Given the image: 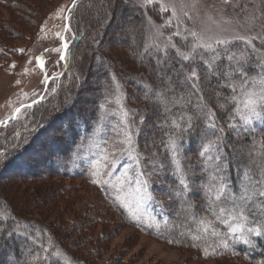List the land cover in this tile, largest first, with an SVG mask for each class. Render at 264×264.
<instances>
[{
  "label": "trees",
  "instance_id": "obj_1",
  "mask_svg": "<svg viewBox=\"0 0 264 264\" xmlns=\"http://www.w3.org/2000/svg\"><path fill=\"white\" fill-rule=\"evenodd\" d=\"M83 2L88 3L82 4ZM103 2L104 0H79L76 3L75 24L79 23V26H77L78 28L75 27L77 30L73 31L72 38L74 40L69 45L66 63L68 69L66 74L69 76L73 72L71 66L74 54H76L82 41H84L86 54L95 53V55L100 56L99 65L103 67L102 88L106 90L102 91L101 88V91L96 92L99 94L93 97V101L98 102L99 106L96 109L94 107L93 112L80 115V111L75 108L74 101L68 104L65 102L61 108L58 104L53 116H55V121L62 120L65 125L60 128L56 127L61 134L55 133L56 136H52L53 133H50L51 130L47 128V125H51L52 128L54 122L51 124L49 121L39 126V128L37 127L38 130L37 128H35L36 130L33 129L27 139L31 148V144L37 140L39 141L41 136L43 137L42 134L47 133L48 135L50 133L49 143L51 145H47L45 149L16 148L11 152L9 151L8 157H5L6 154L1 155V153H7V151L0 149V174L13 171L14 173H27L28 176L35 177L47 170L68 178H91L94 174L93 163L96 159H99L100 151L98 147L102 143L101 140L104 134L109 129L104 123L105 118L109 115L114 120L113 124H116V127L119 128L120 125L115 118L122 116V111L117 108L121 103L123 108L128 110V116L131 115L129 120L132 123V130H134V133L131 132L132 135L129 133L132 140V151L130 155L125 151L119 152L115 155L116 160L113 162L110 159L108 163L111 164L112 169L116 163L115 175L125 166L127 180L133 185L136 184L135 179L139 172L148 173L147 177L141 179H148L149 183L145 186L146 190L151 192L155 199L151 201L144 200L147 203V217L141 219L139 223L128 209L120 204L116 195L111 194V196L108 191L104 196L107 202L118 209L127 222L139 225L147 231L164 238L189 243L187 246L197 247L204 253L208 252L212 257L229 256L237 253L243 254L249 260H264V238L255 235L248 237L254 241V247L234 242L229 236L227 237L229 247L225 249L221 244V239L225 238L223 234L227 233L228 229L225 224L216 218L218 215H226L220 214L219 209H216L220 202L215 201L213 203L215 208L213 206L211 210L210 206L200 203L203 200L205 203L209 201L208 197L205 196L206 189L202 190L200 186L208 184L211 175L222 177L227 185V191L233 192L238 199L240 185L245 180V173H248L250 180L255 181L260 178L261 172L264 171V121L254 120L250 127L244 129H230L228 127L230 122L241 123L238 117L233 114L236 105L229 99L232 95H239V88H237L236 93H233L229 85H241L243 83L241 77L236 73H232L228 77L212 75L209 71V65L206 63L212 56L210 52L203 53L204 60L197 58L195 61L188 62L182 59L178 60L175 54H169L161 62V66L165 69L168 64H171L174 67H179V71L172 75L169 80L163 76H156L153 70L158 65L155 64L154 55L151 52L147 53L142 48L144 33L141 26L137 27L134 34L130 31L127 32L131 38L133 36L137 39L136 36H138L135 46H130L127 36L123 38L120 33L108 35L109 30L106 27L103 34H101L105 23L109 24L118 13L124 14L130 11L126 0H120L119 3L117 0H105V6ZM127 3L129 2L127 1ZM80 6H85L84 11H79ZM86 19H89L90 24L88 23L85 27ZM135 20L138 22L139 18ZM97 46L99 47L98 50H96ZM218 51L220 52V58L214 62V65L219 64L224 69L230 70V62L225 59L224 48L218 47ZM227 53H235L236 57H244L239 66L247 71L249 78L256 77L259 79L264 76V68H260L264 64V45L259 50L249 47L242 41H237L227 45ZM103 58L105 59L104 64L102 62L104 60L101 61ZM131 62L135 69L129 68ZM189 63L192 64V68H190ZM232 66H236L235 57ZM193 68L200 77L198 81L185 79ZM142 76L148 79L144 82ZM111 77L116 79V83L118 80L124 81V85L123 83L117 84V86H123L122 91L118 92L115 89ZM193 82L198 86L199 92L193 89ZM139 84H142L143 88L145 87L148 91L147 94L139 92ZM247 87L248 89L255 87L258 90L259 84L253 85L249 82ZM119 89L121 90V88ZM100 94L106 95L100 97ZM119 95L121 96L119 97ZM200 96H202V99L199 98ZM180 97H184V101L177 102ZM117 99L119 104L116 103ZM204 104L208 106V109H211L214 116L206 115L207 109L201 110ZM65 105L68 106L65 108ZM197 105L201 107L198 108ZM181 116H184L185 119H179ZM188 118H191V128L187 126ZM210 119L215 120L217 128H224V132L216 131L214 134V131L207 127ZM173 121L179 127H176ZM141 122L142 126H139ZM121 124L125 127L123 122ZM151 124L152 128L150 129ZM120 129L122 128L120 127ZM112 134L114 133L112 132ZM151 136H153L154 142L151 141ZM218 136L220 137L219 141H217ZM173 141L178 146L175 157L172 151ZM210 141H217V146L214 150L210 149L208 154L213 156V161L208 162L210 166L207 171H204L205 165L202 163L204 157H201L199 153L203 150V146L208 145ZM249 143L259 145L258 151L261 154L257 153L258 156L248 155L239 160L237 156L240 152V146L249 145ZM27 150L32 151V154L36 156H26ZM216 156L220 157L218 161L215 160ZM136 157H139V162H137ZM41 159H43L42 162L35 163V160ZM174 159L179 161L191 181L193 191L187 194L185 202L192 207V212L186 207L176 209L177 200L175 199H169L170 207H168V203L166 204L160 199L164 192L170 193L171 188L168 186L175 187L178 183L177 178L173 175L176 169ZM33 160L34 164L30 166L29 163ZM153 162L156 164L154 165ZM218 165L223 166L222 171L214 170V166ZM249 166L253 167L255 172L249 168L247 169ZM152 171L153 173H151ZM150 177L158 179V181L152 184L150 183ZM15 178L13 180H16ZM218 182L213 181L212 183L218 184ZM3 183L0 180V215L5 219V222L0 221V229H2V232H0V264H85L83 261H77L69 250L59 247V241L45 227L35 223L17 222L16 209L18 210V208L14 204L17 203L21 209L30 208L33 205L38 206L37 204L46 200L44 196L43 199L32 200L33 203H27L23 200L16 202V196L13 198L12 195L8 200L2 194L4 190ZM248 186L250 189L253 187L251 183ZM256 187H259V185L257 184ZM107 188L104 187V189ZM143 191L144 189H142ZM164 196L169 198V195ZM212 199L214 200V194H212ZM262 200H264V197H257L255 201L249 202L248 207L253 208L254 203L258 204ZM160 204L163 205V208L159 206ZM229 206L231 205L229 204ZM253 211H256V209L253 208ZM187 217H190L194 222L189 225L187 231L191 233L190 235H187L186 232L181 234L175 223L177 219L185 220ZM249 218L252 219L250 213ZM201 219L207 221V223L200 224ZM257 219H264V217L258 215ZM165 221H167L166 224ZM149 223L153 225L159 223L160 228L157 229L155 226L149 228L147 226ZM256 226L259 225L254 223L248 225V227ZM69 228L67 230L69 232L65 231L66 234L74 231L73 227L70 226ZM205 228H207L206 232L204 231ZM213 229L218 234H213ZM9 231L14 234L7 235ZM194 237L199 238L194 239ZM23 247H26L27 250H23ZM79 255L81 257L82 253ZM35 257H39V259Z\"/></svg>",
  "mask_w": 264,
  "mask_h": 264
},
{
  "label": "rangeland",
  "instance_id": "obj_2",
  "mask_svg": "<svg viewBox=\"0 0 264 264\" xmlns=\"http://www.w3.org/2000/svg\"><path fill=\"white\" fill-rule=\"evenodd\" d=\"M77 2L79 0H0V149L7 151V153H1V155L6 154L5 157H8L9 151L16 148H42L43 150L50 144V133H53L52 136L61 134L57 128L65 125L62 120L55 121V116H53L58 104L61 108L65 102L68 104L74 101L75 108L80 111V115L93 112L94 107L96 109L99 106L98 102L93 101V97L99 94L96 92L101 91L103 83L101 79L103 67L99 65L100 56L95 53L86 54L84 41H82L74 54L71 66L73 72L69 76L66 74L68 55L64 61L56 63L64 52L63 44L67 42L69 46L72 43L74 40L72 38L73 31L77 30L75 27L79 26V23L75 24L74 15ZM117 2L119 3L120 0ZM84 3L88 2L82 4ZM126 4L130 11L124 14L118 13L109 24L105 23L101 34L106 27L109 30L108 35L120 33L123 38L127 36L130 46H135L138 36H136L137 39L133 36L131 38L127 32L130 31L134 34L137 27L141 26L144 33L142 48L145 50L148 46L147 53L151 52L154 55L155 64L158 65L153 72L156 76H163L168 80L179 71V67L166 64L164 69L161 66V62L165 59L164 52H157L153 45L159 44L163 49L168 43L167 38L171 37L172 43L177 48L187 52L193 40L190 36L187 41L182 39V36L187 35L186 30L195 31L209 40L226 38L232 41L228 45L240 41L235 39L239 36H259L261 38L252 41L255 48L260 50L264 45V42L261 41H264V0H227V2L225 0H153L152 4H145V0H126ZM103 5H106L105 0ZM161 5L167 7L168 11H163ZM81 6L79 11L82 12L86 5ZM172 8L176 10V18L172 17ZM184 13H187V16ZM138 18L139 20L136 22L135 19ZM170 19L173 20V23L169 25L166 21ZM149 20L152 23H149ZM88 21L89 19L85 20V27L88 25ZM177 24L181 36L174 35L177 31ZM69 28L70 30H66ZM157 29L161 33L159 36H157ZM56 33L61 35L58 37ZM57 48L61 51H55ZM18 49L25 51L20 53L17 51ZM98 49L97 46L96 50ZM198 51L206 52L202 49H198ZM41 54L46 58V69L50 77L47 83L43 82L44 74L35 62L36 57ZM169 54H175L176 58L181 60L177 56L176 50L171 47L167 48V55ZM29 60L33 62L29 64ZM101 61L103 64L105 63L104 58ZM13 64L15 67H12ZM129 65V68L135 69L132 62ZM189 66L192 68V64L189 63ZM260 68L262 69V67ZM142 79L145 82L148 78L142 76ZM111 80L115 89L118 92L122 91L123 86H117V84L123 83L124 85V81L118 80L116 83V79L113 77ZM139 86L141 89L139 92L147 94L148 91L145 87L143 88L142 84ZM105 90L102 88V91ZM104 95L100 94V97ZM22 105H30V107L21 108ZM120 105L122 104L120 103L117 108L122 111ZM67 106L65 105V108ZM17 108H21L18 115L15 112ZM74 116L73 113L75 119ZM130 117L129 114L127 129L121 124L122 116L115 118L120 125L119 128L113 124L114 120L109 115L105 118L104 123L109 129L98 147L99 159L93 163L96 165L94 173L99 172L100 175L93 174L91 178H68L47 170L35 177L22 172L1 173L0 180L4 182L2 194L8 200L11 195L13 198L16 196V202L23 200L27 203L43 199V196L46 198L44 202L37 204L38 206L33 205L30 208L21 209L17 203L14 204L18 208V210L16 209L17 222L35 223L45 227L59 241V247L69 250L77 261H83L85 264H261V261L264 260H249L243 254L237 253L212 257L208 252L206 254L197 247L187 246L189 243L156 235L139 225L127 222L119 210L107 202L104 197L107 191L116 197L118 195L126 197L129 204L133 205L132 210L141 219L147 217L146 202L143 201L139 207H136L139 196L134 189L138 185H133L127 180L125 166L116 175L114 174L116 163L113 169L104 166L105 156L114 162L115 156L111 154L124 152V148L127 147L123 143L125 131L131 135L134 133ZM49 121L51 124L54 122L52 128L51 125H47V128L51 130L50 133L42 134L43 137L41 136L39 141L34 142L35 144H31L30 148L27 139L31 131ZM71 123L73 124V122ZM139 126H142V122ZM149 128H152V124ZM235 136L238 137L236 134ZM150 139L154 142L153 136ZM259 148L260 146L256 143L241 145L237 158L240 160L248 155L258 156L261 154L258 151ZM27 152L26 156L28 157L36 156L32 154V151L27 150ZM42 161L43 159L35 160V163ZM97 161L100 163L97 164ZM33 164L34 160L29 163L30 166ZM248 168L255 172L253 167L249 166ZM105 172H108L109 175H104ZM117 177H122L127 181L124 184L125 191L123 192H118L117 188L113 187L117 184ZM14 178L16 180H13ZM95 179L109 180L110 183L108 185L95 184L93 183ZM157 181L158 179L150 177V183L154 184ZM104 187L108 188L104 189ZM166 192L163 194L167 196L169 192ZM164 195L160 199L166 204L168 203V207H170L168 202L170 200ZM200 203L210 206L209 201L205 203L203 200ZM237 203H240L238 199ZM18 204L20 205V203ZM213 206L212 204L211 207ZM175 207L176 209L186 207L189 211L192 210V207L185 201L183 203L176 201ZM0 221L5 222L1 215ZM175 223L181 234L185 232L187 235L191 234L187 232L189 225L194 223L190 217L185 220L177 219ZM70 226L74 231L66 234L65 231L69 232L67 230L70 229ZM23 250H27V248L23 247ZM80 253H82L81 257Z\"/></svg>",
  "mask_w": 264,
  "mask_h": 264
},
{
  "label": "snow or ice",
  "instance_id": "obj_3",
  "mask_svg": "<svg viewBox=\"0 0 264 264\" xmlns=\"http://www.w3.org/2000/svg\"><path fill=\"white\" fill-rule=\"evenodd\" d=\"M227 2V0H225ZM153 0H145V4H152ZM144 6V5H142ZM161 9L163 11H168V8L161 5ZM172 11V17L176 18L177 13L175 8L171 9ZM185 16H187V13H184ZM149 23H152L151 20H149ZM167 24H172L173 20L170 19L166 21ZM177 31L174 33L176 36H181V32L179 31V25H176ZM66 30H70L66 29ZM187 31V35L182 36V39L187 41L188 37L190 36L193 40V43H191V46L189 48V51L184 52L181 51L179 48L176 47L174 43H172V38L168 37V43L165 44L164 48L161 49L159 44L153 45L156 49L157 52L163 51L164 56L167 57V48L171 47L176 50L177 56H179L182 60L184 61H195L197 58L200 60H204V55L202 52H199L198 49H202L206 52L212 53V56L210 57L208 63L209 65V71L211 72L212 75H223L225 77L230 76L232 73L238 74L243 83L239 86L230 84L229 86L232 88L233 93L237 92V88H239V95H232L229 99L232 103L236 105V107L233 109V114L235 117H238L239 121L241 123L236 124V123H229L228 127L230 129H244L247 127H250L253 124L254 120H260L264 121V76H261L259 79L256 77L249 78L247 71L240 67V63L242 60H244L243 56L236 57L235 53L228 54L227 53V45L232 43V41L228 39H220V38H214V39H205V37L195 31ZM56 35L59 37L61 34L56 33ZM161 35L159 32V29H157V36ZM261 37H244V36H239L236 37L235 39H238L242 41L243 43L247 44L251 48L255 49V45L253 44V39H257ZM63 39V37H61ZM218 47H223L225 50V59L229 61V69L226 70L224 69L221 65L215 64L214 62L220 58V52L218 51ZM68 44L65 42L63 44V54L60 56L59 60L56 61L57 64H59L60 61H64L66 59L67 53H68ZM148 46H146L145 50L147 51ZM20 53H23L25 50L24 49H18L17 50ZM45 51H48V49H45ZM55 51L60 52L61 50L59 48L55 49ZM235 57V67L232 66V62L234 61ZM33 61L29 60L28 63L31 64ZM36 66L41 69V71L44 74V83H47L50 79L49 74L46 69V58L43 54L40 56L36 57L35 59ZM160 63V61H158ZM214 65V66H213ZM12 67H15V64L12 65ZM264 68V64L261 66ZM27 71V70H26ZM54 78V77H53ZM186 80L188 81H198L200 79L197 71L193 68L185 77ZM251 82L253 85L259 84V89L257 90L255 87L252 89H248V84ZM19 83V82H18ZM193 89L196 92H199V88L196 85L195 82L192 84ZM161 96L163 94H160ZM202 99V96L199 97ZM184 97H180L179 101L177 102H182L184 101ZM190 102V101H189ZM116 103L119 104V100H116ZM23 107H30V105H22L21 108ZM198 108H200V105H197ZM221 107H223L221 105ZM21 108H17L15 110L16 114H20ZM120 108L122 109V116H123V123L125 126V129L128 127V110L123 108V105H120ZM207 109L206 115L208 116H214V113H212L211 109H208V106L204 104L202 106V109ZM168 109L166 108V111ZM179 119L184 120L185 117L181 116ZM173 124H175L176 127H179L178 124L173 121ZM187 126L188 128H191V118H188L187 120ZM208 128L212 129L214 131V134L216 131L223 133L224 128H217V124L214 119H210L209 123L207 125ZM171 139V138H170ZM220 137H217V141H219ZM217 141H210L208 145L203 146V150L199 153L201 157H204V160L202 163L205 165L204 171L208 170L209 161H213V156L208 154L210 152V149H215L217 146ZM127 145V147L124 148V151L127 152L129 155L131 154L132 151V140H131V135L125 131V141L123 142ZM172 151L173 155L175 157L176 153L178 152V146L175 144V141L172 142ZM111 155L115 156L116 153L113 152ZM108 156L104 157L105 161V168H111V164L108 163ZM220 159L219 156L215 157V160L218 161ZM137 162H139V157H136ZM176 164V169L173 173V175L177 178L178 183L176 184L175 187L168 186L171 188L169 195V199H175L180 202L185 201V197L187 196L188 193L193 191L191 181L187 177V174L185 173L184 168L180 165L179 161L174 159L173 161ZM100 161H97V164H99ZM93 167H96V165H93ZM215 171H222L223 166L218 165L214 166ZM127 174V169L125 170V176ZM94 175H100L99 172L94 173ZM104 175H109L108 172H105ZM149 174L141 171L138 173L135 183L138 185L134 191L135 193L139 196V199L136 201V207H139L144 200H154L155 197L151 192H148L146 190V185L149 183L148 179H141L142 177H147ZM117 184L113 185L114 188H117L118 192H123L125 191L124 184L127 183L126 179H123L122 177H117ZM213 181H219L218 184L212 183ZM93 183L95 184H108L110 183L109 180H102V179H95L93 180ZM251 183L253 187L250 189L248 184ZM259 185V187H256V185ZM201 189H206L205 191V196L208 197L209 199V205H210V210L211 206L215 201H219V205H217L219 212L222 214H226L225 216H217L216 218L221 221V223L225 224L227 226L228 232L223 234L225 238L221 239V244L222 246L227 249L229 247L228 239L227 237H231L234 242L237 243H243L244 245H249L254 247V241L249 239L248 237L251 235H255L256 237H261L264 238V219H257V216L259 217H264V200L260 201L258 204H253V208L256 209V211H253V208H249L248 204L249 202L255 201L257 197H264V171L261 172V176L258 180L252 181L250 180V177L248 173H245V180L242 181L240 185V196H239V201L240 203H237V197L235 194L231 191H227V185L224 183L222 177H218L215 175L210 176V180L208 184L206 185H201ZM142 189L144 191L142 192ZM227 192V194H226ZM212 194H214V200L212 199ZM223 198V199H222ZM117 199L120 201V204L127 208L128 211L132 214L134 219L139 223L141 222V217L137 215L135 211H133V205L129 204L128 200L126 197H120L119 195L117 196ZM229 204L231 205L229 207ZM161 208H163V205H159ZM249 213L251 214L252 219L249 218ZM167 221H165V224ZM200 224H206L207 221L201 219L199 221ZM258 224L259 226L256 227H248L249 224ZM149 228L155 226L157 229L160 228V224L156 223L153 225L152 223L147 224ZM204 231H207V228L204 229ZM0 232H2V229H0ZM14 233L12 231H9L7 235L11 236ZM22 234V233H21ZM213 234H218L216 233L215 229H213ZM199 238V237H194ZM42 247V246H41ZM206 254H208L206 252ZM215 254V253H213ZM59 255V253H57ZM36 259H39V257H35ZM47 259V257H45ZM261 264H264V261H261Z\"/></svg>",
  "mask_w": 264,
  "mask_h": 264
}]
</instances>
